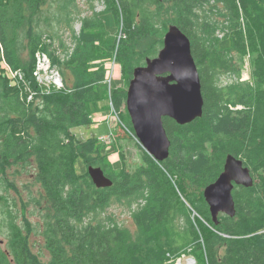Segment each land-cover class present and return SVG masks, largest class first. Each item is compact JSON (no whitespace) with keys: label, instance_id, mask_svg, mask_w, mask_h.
<instances>
[{"label":"trees","instance_id":"obj_1","mask_svg":"<svg viewBox=\"0 0 264 264\" xmlns=\"http://www.w3.org/2000/svg\"><path fill=\"white\" fill-rule=\"evenodd\" d=\"M95 2H103L102 12L95 11ZM83 5L89 15L82 16L77 0H0V191L18 192L8 180L11 169L14 179L25 174L39 186L28 203L19 194L18 207L0 194V230H7L0 264H167L183 251L195 264H264V0H85ZM106 13L120 27L118 43L103 23ZM170 25L190 41L202 116L183 126L163 118L170 141L163 162L136 144L140 163L128 169L120 154L116 168L99 140H82L73 129L90 126L93 113L105 110L107 63L120 65L128 85L133 70L158 55ZM66 33L70 46L62 39ZM37 52L60 69L63 88L27 103L1 64L30 73ZM246 58L254 86H223L222 76L240 78ZM109 97L132 140L126 90ZM228 155L243 161L253 185L234 187L235 216L219 214L215 224L203 190L217 180ZM78 159L85 167L81 174ZM88 167L100 168L112 185L96 188ZM115 204L136 206L134 232L107 215ZM30 205L39 213L37 224L26 215ZM35 233L43 237L37 254L30 245Z\"/></svg>","mask_w":264,"mask_h":264},{"label":"water","instance_id":"obj_2","mask_svg":"<svg viewBox=\"0 0 264 264\" xmlns=\"http://www.w3.org/2000/svg\"><path fill=\"white\" fill-rule=\"evenodd\" d=\"M203 104L190 41L177 26L170 25L162 49L155 58L146 59L144 66L133 70L126 91L125 108L134 135L150 157L163 162L170 150L163 118L187 125L202 116ZM87 172L96 188L112 185L100 168L88 167ZM252 185L253 179L243 161L228 155L217 180L203 190L213 222L217 224L219 214L235 216V186Z\"/></svg>","mask_w":264,"mask_h":264},{"label":"rangeland","instance_id":"obj_3","mask_svg":"<svg viewBox=\"0 0 264 264\" xmlns=\"http://www.w3.org/2000/svg\"><path fill=\"white\" fill-rule=\"evenodd\" d=\"M77 4L81 8V11L83 10L82 16H85L87 14L89 15V12H86L85 10V5H83L85 4V0H77ZM94 7L96 12H102L104 10L103 2H95ZM102 20L107 32L111 36H114L117 39V43H118V40L120 38V29H119L120 27L116 24V19L114 18V16L110 13H106L102 15ZM79 25H80L79 23L74 24V30L77 33V35L80 32ZM62 39H66L67 45L70 46L71 40L67 33L66 35L64 34V36H62ZM44 43L48 45L50 43L48 37L46 36H44ZM47 58L51 70L47 71L44 77H42V80L37 78V76L34 74L35 62L37 60L36 55L34 56V66L32 72L29 73L23 70L19 71L24 76L23 80L21 81H19V78H13L7 72V67H4L3 61L1 67L5 70L8 81L10 83H13V85L17 86V88L21 89V93L23 97L28 98L31 95V99L33 97L32 100H35V98L39 95L42 96L51 90H57L53 84V79L55 78L56 73H58L59 76L61 77L60 69L56 65L53 66L51 59L49 57ZM30 66L31 65H29V67ZM251 66L252 65L249 58H246L244 60V65L242 66L240 71L241 72L240 78H238L235 75L222 76L220 79L222 85L226 86L227 84L238 82L239 84H249L250 87H253L254 82L251 77ZM107 68H108V75H107L106 83L108 84L109 94L111 91H114L118 88L125 89L127 91L130 81L128 82L127 85L126 81L122 79V71L120 65L116 64L114 60H110L107 63ZM8 69L11 70L10 68ZM32 85H35L37 89L33 90ZM109 94L107 101L101 104V106H103L105 110H103L102 112L93 113L92 115L93 124H91L90 126L75 128L73 129V133L82 140L91 139V138L99 140L100 144H103L104 146L103 148L104 153L108 154L110 162L116 168L120 166V160H119L121 159L120 154H123V156L125 157L127 168L132 169L136 165H138L141 161L140 150L136 145V144L138 145L140 144L135 138H133L132 140L128 139L125 132V127L120 123V120L118 119V112L116 110L113 111L110 106L111 97H109ZM124 108L122 109L123 111ZM236 109L241 110L242 107L239 106ZM75 168L77 174H81L82 172H84L85 167L82 164L81 159H78L76 161ZM13 170L11 169V171L9 172L8 180L15 181L18 192L14 190H9L8 194H5L1 191L0 194L6 196V198L10 202L15 201L17 205L16 207H18L19 202L17 200L19 199V194L22 195L24 202L28 203L29 201L28 199L30 198L31 195L32 196L37 195L39 191V186L37 184L32 185L33 181H31L30 178L25 174H22L21 176L16 177V179H14L12 176H10ZM135 207L136 206L134 205L130 209H128L123 204H115L110 209H108L107 215L112 216L113 219L116 222H118L121 226L129 229L131 232H134L135 225L131 219V213L136 210ZM17 212L18 215L22 213L21 211L19 212V210H17ZM32 212H35V214L33 216H30L29 213L31 214ZM26 215L28 216L29 220L34 224L40 222L39 213L37 210H35V208L32 205H30L29 208L27 209ZM6 240H7V230L4 228L0 230V250L2 252L7 250ZM30 245L32 247L33 253L37 254L40 251V247L43 246V237L37 233L32 234L30 239ZM187 254H188L187 251H183L180 252L178 256L168 257L167 264H189V263L192 264L193 262L191 261V258L187 256ZM48 258L49 256L47 254V256L43 257L42 259L46 261Z\"/></svg>","mask_w":264,"mask_h":264},{"label":"built area","instance_id":"obj_4","mask_svg":"<svg viewBox=\"0 0 264 264\" xmlns=\"http://www.w3.org/2000/svg\"><path fill=\"white\" fill-rule=\"evenodd\" d=\"M37 60L35 62V72L34 74L37 76V78H39L40 80H42V77H44V75L47 73L48 70H51L50 64L48 62V55L45 54L44 52H37L36 54ZM54 66V65H53ZM7 72L13 77V78H19V81L23 80L24 76L22 73H20L19 71L13 72L11 70H9L7 68ZM53 84L56 87L57 90H61L63 88V83L61 80V77L59 76L58 73L55 74V78L53 79ZM52 91V90H51ZM51 91H49L48 93H50ZM46 93V94H48ZM33 99V97H32ZM31 99V95L27 98V103L33 102V100ZM110 106L112 108V110L114 111V107L112 105V102L110 100ZM119 119V118H118ZM121 123V122H120ZM122 124V123H121ZM123 125V124H122ZM124 126V125H123ZM125 131L126 128H125ZM134 138L136 139L135 135ZM137 140V139H136ZM138 141V140H137ZM139 143V142H138ZM191 261L194 263V261L191 259ZM192 263V264H193ZM195 264V263H194Z\"/></svg>","mask_w":264,"mask_h":264},{"label":"bare ground","instance_id":"obj_5","mask_svg":"<svg viewBox=\"0 0 264 264\" xmlns=\"http://www.w3.org/2000/svg\"><path fill=\"white\" fill-rule=\"evenodd\" d=\"M189 264H191V263H189Z\"/></svg>","mask_w":264,"mask_h":264}]
</instances>
